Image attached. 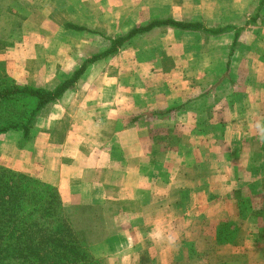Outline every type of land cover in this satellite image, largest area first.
Instances as JSON below:
<instances>
[{"label":"crops","instance_id":"1","mask_svg":"<svg viewBox=\"0 0 264 264\" xmlns=\"http://www.w3.org/2000/svg\"><path fill=\"white\" fill-rule=\"evenodd\" d=\"M14 1L0 0V42L7 43L0 48V77L40 87L29 83L23 70L12 69L17 67V58L11 43H16L18 31L28 24L23 19L16 22L8 12ZM260 1L211 0L206 5L208 10L197 5L190 9L180 7L173 14L160 12L158 17H149L147 22L134 26L155 19H173L200 23L205 29L228 28L218 34L163 25L126 42L154 30L168 29L173 30L175 44L190 41L195 45V51L187 54L186 62L180 65L174 106L157 112L162 117L174 110L176 118H183L176 121L180 124L215 126L213 150L193 160L184 182L183 153L179 149L170 152L174 164L167 166L165 155V163L151 169L145 163L136 166L134 160L128 163L124 155L113 153L112 146L107 152L88 146V137L79 134L86 129L63 128L108 123L94 105H86L77 115L68 116L63 99L71 89L41 110L25 143H21L20 131L0 134L1 166L56 188L64 206L100 208L104 238L89 247L100 264H198L199 242L195 238L199 233L195 223L201 213L208 222L227 219L236 223L244 253L254 258V264H264L262 239L256 229L260 217L254 210L264 204V4L260 6ZM78 26L91 31L80 33L102 36L108 46V39L117 37L104 36L86 25ZM104 59L90 64L83 75ZM187 65L191 67L189 72L184 69ZM138 137L134 133L133 141ZM179 139L182 142V137ZM145 140L143 149L150 154L151 143ZM132 148L135 151V144ZM153 174H158V179L153 180ZM214 174H219L216 181ZM184 221L190 222V230L183 229ZM226 233L222 230L218 246L214 238L209 239L211 232L204 234L206 254L210 251L211 261L213 258L206 264H214L216 249L229 247L222 244L228 237ZM236 244L231 243L233 249ZM230 259L222 264H251L240 263L235 257Z\"/></svg>","mask_w":264,"mask_h":264},{"label":"rangeland","instance_id":"2","mask_svg":"<svg viewBox=\"0 0 264 264\" xmlns=\"http://www.w3.org/2000/svg\"><path fill=\"white\" fill-rule=\"evenodd\" d=\"M208 2L211 0H203L202 4L201 0H15L8 12L15 17L16 22L23 19L28 24L18 31L16 43H11L17 58V61L14 59L17 67L12 69L23 70V76L28 75L26 78L29 83L52 89L71 75L87 56L108 47V42L102 36L73 31L66 28V24L86 25L108 37L125 35L132 27L147 22L149 17H158L160 12L173 14L180 7L190 9L194 5L208 10ZM174 38L173 30H154L137 36L121 46L115 54L94 64L63 100L67 102L68 116L77 115L76 112L83 110L86 105H94L108 123L62 127L86 129L85 133L80 131L79 134L88 137V146L98 147L105 152L111 151L109 147L112 146L113 153L124 155L128 163L134 160L136 166L145 163L151 169L165 163V155V164H174L170 152L179 149L183 153L184 182L193 160H198L199 154L213 150L214 141L211 140L215 126L177 123L183 118H176L174 110H168L162 117L145 115L174 106L180 65L186 62L187 54L195 51V45L190 41L177 40L175 44ZM185 39L190 40V37ZM6 45V42H0L1 49ZM190 68V65L184 67L187 69L185 72H189ZM4 77H0V80L6 79ZM142 116L150 118L144 119ZM133 132L136 136L139 134L135 142L132 139ZM179 137H182V142ZM143 139L151 143L150 154L148 149H143L146 148V140L144 142ZM134 144L135 151L132 148ZM133 153L135 156H130ZM152 176L153 180L158 179V174ZM218 176L214 174V181ZM260 208H255V213ZM206 217L201 213L199 221L195 223L199 233L195 238L199 242L198 264L211 261L210 251L208 256L206 254L208 249L204 234L211 232L209 239L214 238L218 246L222 230H227L228 236L222 244L229 247L215 250L214 264H222L230 258L233 261L234 257L240 263L254 264V258L244 253L236 223L227 219L208 222ZM190 228V222L184 221L183 229ZM263 228L264 215H261L256 221V229L263 231ZM153 239L156 241L159 238ZM261 239L264 249V239ZM232 242H237L234 249Z\"/></svg>","mask_w":264,"mask_h":264},{"label":"trees","instance_id":"3","mask_svg":"<svg viewBox=\"0 0 264 264\" xmlns=\"http://www.w3.org/2000/svg\"><path fill=\"white\" fill-rule=\"evenodd\" d=\"M263 4L264 0H261L260 6ZM163 25L203 29L211 34L228 29H205L200 23L155 19L132 28L125 35L109 38L106 50L87 57L67 79L52 89L18 85L12 79H2L0 134L20 131L21 143H25L41 110L72 89L90 64L116 53L133 36ZM65 27L91 32L74 24ZM261 215H264V204L256 213L257 217ZM258 233L264 239V228ZM103 238L104 227L98 206H64L56 188L0 165V264H100L89 247Z\"/></svg>","mask_w":264,"mask_h":264}]
</instances>
